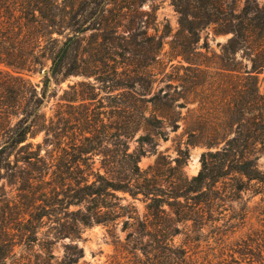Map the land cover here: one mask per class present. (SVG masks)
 <instances>
[{"label": "rangeland", "instance_id": "374dc122", "mask_svg": "<svg viewBox=\"0 0 264 264\" xmlns=\"http://www.w3.org/2000/svg\"><path fill=\"white\" fill-rule=\"evenodd\" d=\"M258 1L264 3V0ZM243 2L240 0L239 4ZM59 4L62 12L76 14L84 31L78 34V44L57 77H52L51 61L45 59L44 68L29 77L40 86L45 76L51 81L39 115L28 121L33 125L28 139L10 149L3 161L0 264H34L38 257L41 260L47 256V243L53 246L56 259L61 260L70 242H78L84 248V256L74 264H135V257L128 252L130 230L124 217L86 227L82 239L71 241L70 237H60L59 229L67 213H77L80 208L70 205L75 199L72 196L76 193L74 177L80 165L73 142L79 143L81 134L89 131L92 138L100 137L98 144H94L97 149L109 153L114 148L112 135L118 120L122 127L120 133L126 126H133L131 138L124 140L130 152L138 149L145 153L139 162L142 169L154 165L161 154L164 156L162 171L176 173V158L182 151L184 174L192 177L200 171L207 147L191 133L197 127L203 128L204 137L214 132L209 122L220 121L229 104H235L238 78L252 70L251 56L243 49L234 54L226 51L232 34L216 33L215 25H211L201 32L198 45L201 55L197 59L203 63L202 71L183 68L182 65L189 63L181 56L171 57L172 40L180 29L173 0H59ZM62 31V35L57 32L53 35L60 42L73 32L68 27ZM146 33L163 35L165 45L162 54L144 68ZM177 39L183 41L182 37ZM53 46L56 48L57 44ZM224 65L241 71H232L229 77ZM145 71L154 80L153 90L164 88L165 92L167 85H172L170 91L177 96L173 115L178 127L167 121L163 127L149 126L148 130L139 116L132 123L124 116L128 103L142 104L134 91L150 86L144 79ZM141 73H144L142 79ZM128 74L133 75L132 81L134 77L137 79L131 88ZM259 81L263 92L264 73L259 74ZM154 109L149 103L147 115ZM144 136H150L152 142H148L149 137L143 140ZM102 158L95 157V168L102 166ZM257 163L263 172L261 180L243 178L241 181L233 175L221 179L217 185L218 198L200 205L205 208L204 213H212L217 220L191 234L187 233L192 222L182 224L175 243L187 244L191 253L208 264H252L255 258L248 253L250 249L256 253L261 250L264 256V154ZM117 193L128 199L123 201L124 205L131 203L125 209L128 213L141 216L148 213L142 194L133 198L128 193ZM177 202L188 203L184 199ZM165 207L170 209L168 204ZM197 237L200 239L195 240ZM138 254L143 261L147 259L141 250Z\"/></svg>", "mask_w": 264, "mask_h": 264}, {"label": "trees", "instance_id": "16d2710c", "mask_svg": "<svg viewBox=\"0 0 264 264\" xmlns=\"http://www.w3.org/2000/svg\"><path fill=\"white\" fill-rule=\"evenodd\" d=\"M239 2L173 0L179 14L180 29L172 40L171 57L181 56L189 63L188 66L182 65L183 68L202 71L203 63L197 59L201 55L198 45L201 32L211 25H215L216 33L232 34L225 46L226 51L234 54L243 49L252 60V70L245 71L247 74L238 78L235 104H229L220 121L209 122L214 132L204 137L203 128L197 127L191 133L207 147L198 174L192 177L184 174L182 151L176 158V173L162 171L164 164L161 160L164 156L161 154L154 165L142 169L139 162L145 153L138 149L130 152L128 142L124 140L125 137L129 140L134 132L131 124L120 133L122 127L118 120L115 121L116 132L112 135L114 148L109 153L100 151L94 145L98 144L99 136L92 138L89 131H84L79 143L74 141L72 144V148L77 149L75 157L80 165L74 177L76 193L72 196L75 199L70 205L75 204L80 208L77 213H67L59 229L60 237H70L71 241L82 239L86 227L115 222L124 217L130 230L127 236L128 252L135 257V264H149V260L150 264H208L197 254L191 253V247L187 244L175 243V236L182 232L181 225L192 222L190 228L188 225L190 231L187 233L191 234L202 231L205 225L217 220L212 213H204L205 208L200 205L212 203L218 198L217 185L221 179L233 175L241 181L243 178L261 180L263 173L257 160L264 154V91H261L259 83V74L264 73V3L258 0ZM59 5V0H0V178L5 155L28 139L33 126L28 121L39 115L47 97L50 77L45 76L40 86L29 78L30 75L44 68L45 59L51 61L52 77H57L70 52L78 44V34L84 31L76 14L73 11L62 12ZM67 27L72 29V34H68L64 41H58L54 33L62 35V30ZM177 37H182L183 41H177ZM54 43L57 44L56 48ZM164 45L163 35L146 33L143 42L146 51L144 68L162 54ZM224 70L229 71V77H232L230 72L241 71L231 65H224ZM148 72L141 73L139 78L142 79L144 74L150 86L142 91H134L135 95H139L141 106L128 103L124 116L129 123L135 122L139 116L144 119L148 130L149 126L163 127L167 121L178 127L173 115L177 96L170 91L172 85H167L165 92L164 88L153 90L154 80L150 79ZM132 77L128 74L129 80ZM136 81L134 77L130 88ZM117 85L126 87L122 83ZM149 103L155 108L151 115H147ZM117 108L120 110V107ZM148 137V142H152ZM148 137L142 139L147 141ZM97 155L103 157L102 166L95 168ZM119 191L133 198L142 194L148 213L143 216L128 213L125 209L131 203L124 205L123 201L128 199L120 196ZM182 199L188 203L177 202ZM190 201L192 203L189 204ZM166 204L170 209L165 207ZM199 239L197 237L195 240ZM46 248L47 256L41 260L38 257L34 264H74L84 256V248L78 242L66 244L61 260L56 259L51 243H47ZM139 250L147 257L145 261L139 257ZM248 253L255 258L252 264H264L261 250L256 253L250 249Z\"/></svg>", "mask_w": 264, "mask_h": 264}, {"label": "water", "instance_id": "95a60500", "mask_svg": "<svg viewBox=\"0 0 264 264\" xmlns=\"http://www.w3.org/2000/svg\"><path fill=\"white\" fill-rule=\"evenodd\" d=\"M46 71L44 70V71H42V73L44 74Z\"/></svg>", "mask_w": 264, "mask_h": 264}]
</instances>
